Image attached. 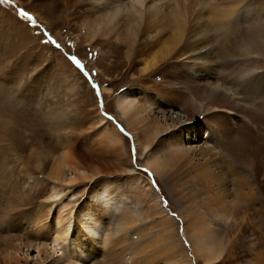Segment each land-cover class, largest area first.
<instances>
[{"label": "rangeland", "instance_id": "1", "mask_svg": "<svg viewBox=\"0 0 264 264\" xmlns=\"http://www.w3.org/2000/svg\"><path fill=\"white\" fill-rule=\"evenodd\" d=\"M129 1L123 0L122 7ZM92 3L94 0H0V264H201L192 256L167 185L146 163L150 155L161 158L174 144L172 132L163 128L173 129L170 118L177 116L184 96L198 101L194 91L185 87L188 81L206 82L199 79L207 74L195 70L199 66L190 68L185 56L172 66L157 64L141 71L162 45L143 55L139 52L133 68L118 66L123 60L113 48L114 38L90 43L83 35L82 24L92 17L87 15ZM243 5V27L264 28V0H245ZM231 30V37L240 35L232 26ZM222 35L204 47L210 51L223 47L226 38ZM252 53L255 55L250 57L236 54L228 64L213 58L216 64L210 79L244 109L236 114V121L223 115L217 121L229 135L206 138L209 116L201 114L193 118L199 126L198 142L183 144L187 148L205 143L212 149L207 158L224 166L222 180L228 188L234 178L222 164L223 158L242 164L237 158L240 153H232L229 141L239 137L242 145L248 142L250 147L264 150V51ZM69 57H75L82 70ZM241 69L262 76L255 87L249 84L243 90L235 85ZM173 71L180 74L172 78ZM125 92L136 109L137 105L149 106L130 127L116 106ZM151 96L161 101L160 111L148 101ZM49 113L62 118L50 121ZM146 113L151 120L148 124L142 121ZM225 137L228 143H222ZM202 162L198 156L197 163ZM261 164L255 162L253 171L248 170L262 206ZM196 178L190 182L185 178V182L197 184ZM186 184L184 188L189 186ZM181 190L177 185V191ZM98 195H103V202L95 201ZM113 202L119 210L100 215ZM91 215L99 225L95 240L84 236L80 222ZM121 217L123 225L108 221ZM234 218H244V222L232 224L228 219L202 226L219 247L211 264H264V212L241 209ZM178 241L186 253L173 250V256L167 258L163 253L166 245L179 248Z\"/></svg>", "mask_w": 264, "mask_h": 264}, {"label": "bare ground", "instance_id": "2", "mask_svg": "<svg viewBox=\"0 0 264 264\" xmlns=\"http://www.w3.org/2000/svg\"><path fill=\"white\" fill-rule=\"evenodd\" d=\"M94 2L92 9L87 14L92 17L82 24L83 35L90 43L96 39L111 40L114 38L113 48L123 60L118 66L133 68L137 64L134 59L138 57L139 52L142 51L141 55H143L150 50L153 51L154 46L162 45L156 52V56L145 62L141 71L151 70L159 64H166V67L172 66L180 56H185L190 61L188 65L190 68L199 66V69L195 70L200 74H207L203 79H199V81L207 79L206 82L188 81L186 84L185 87L194 91L198 101L193 102L188 96L183 97L177 116L170 118L173 129L163 128L164 131L172 132L171 141L174 144H170L169 149L163 151L161 158L155 153L150 155L146 166L152 174L161 178L167 185L168 192L181 215L185 236L192 246V256L201 264H211L218 257L219 247L216 242H212L211 235H207L206 231H203L202 226L208 225V222L226 223L228 219L232 224H235L240 220L235 219L234 215L241 209L247 211L250 208L257 212H264V205L259 204L258 193L255 192V181L248 170L255 166V162L259 161L263 164L264 169V150L263 148L250 147L247 145L248 142H244L246 146L242 145L239 142L241 139L239 137L235 142L229 141L228 137L221 140L222 143L224 140L226 143L230 142L228 143L230 150L235 156L240 153L237 158L242 162L240 166L226 156L223 158L222 164L234 178L233 184H230L231 187L228 188V185L222 180L224 166L222 167L216 159L207 158L212 155V149H209L205 143L187 148L183 144L198 142L199 126L195 124L193 118L201 114L209 116V122L206 124V138L214 136L215 139H219V135H229V131L223 128L222 124L218 125L217 121L222 115L226 118H234L236 121V114L243 113L244 109L212 82L213 68L216 64L214 59L221 64H228L231 63L230 57L236 54L244 57L254 54L253 51H264V28L257 25L254 26L255 28L249 29L243 27L242 24L245 21L243 17L246 16L244 13L246 7L243 5L245 0H130L125 7H122L123 0H94ZM236 22L237 25L233 26L232 24H236ZM231 26L234 31H240L238 37L230 36L232 34ZM222 34L226 38L224 46L210 51L207 47L215 40V37ZM150 43L151 45L148 47ZM214 52L215 54H213ZM254 63L256 65V61ZM185 68L182 69L185 70ZM175 71L170 73L172 78L176 74H180ZM239 72L240 79L235 80V85L243 90L249 84H252L253 87L262 77L257 71L241 69ZM128 94L129 92H125L120 95L116 100V106L130 127L131 123L143 114V111L149 109V106L139 104L140 106L137 105L139 108L136 109L134 100ZM147 98L152 99L148 101H151L159 111L162 109L163 105L158 97ZM146 116L147 118H143L142 121L148 124L151 120L148 113ZM61 118L60 114L48 115L50 121H58ZM165 121L166 119H164ZM154 123L156 122L154 121ZM245 149H247L248 155H245L244 158L242 155L246 152ZM198 156L202 159V164L197 163ZM213 164L217 166L215 169L212 167ZM197 173L199 175L194 176ZM193 177H197L199 183L186 184L185 178L190 182V178ZM185 184L189 186L184 188ZM177 185L182 186L180 192L177 191ZM198 188L199 193L196 192ZM194 190L197 194L194 193ZM95 199L96 202H99L104 197L98 195ZM119 208V205L113 202L110 204L109 210L102 209L103 212L100 215L105 217L108 214L110 216ZM122 220L121 217L115 220L109 218L108 221L118 226L124 224ZM80 222L83 224L84 236L91 240H95L94 238L99 236L98 219L95 215H91V219L88 220L82 218ZM240 222H244V218ZM171 244L166 245V249L163 250L167 258L173 256V250L185 252L180 242L179 248L173 247ZM79 255L80 257L84 256V252L80 250Z\"/></svg>", "mask_w": 264, "mask_h": 264}, {"label": "snow or ice", "instance_id": "3", "mask_svg": "<svg viewBox=\"0 0 264 264\" xmlns=\"http://www.w3.org/2000/svg\"><path fill=\"white\" fill-rule=\"evenodd\" d=\"M21 15L24 16L25 18L31 19V17L28 16L27 12L21 11ZM69 59L72 60L73 63H75L77 68H80L82 70L83 66L80 64V62L78 60H76L75 57H69ZM93 87H95V85H93ZM145 171H147V170H145Z\"/></svg>", "mask_w": 264, "mask_h": 264}]
</instances>
